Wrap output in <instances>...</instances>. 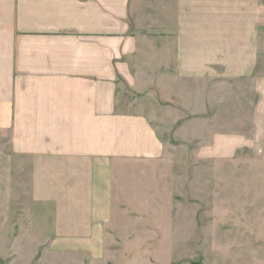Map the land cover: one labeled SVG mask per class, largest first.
Here are the masks:
<instances>
[{
	"label": "crops",
	"instance_id": "crops-1",
	"mask_svg": "<svg viewBox=\"0 0 264 264\" xmlns=\"http://www.w3.org/2000/svg\"><path fill=\"white\" fill-rule=\"evenodd\" d=\"M238 154L264 164V0H0V264H153L167 222L130 214L168 161Z\"/></svg>",
	"mask_w": 264,
	"mask_h": 264
},
{
	"label": "rangeland",
	"instance_id": "rangeland-1",
	"mask_svg": "<svg viewBox=\"0 0 264 264\" xmlns=\"http://www.w3.org/2000/svg\"><path fill=\"white\" fill-rule=\"evenodd\" d=\"M170 189L155 212L132 216L162 217L149 222L144 255L153 264H264V164L255 160L167 163ZM127 180L139 181L137 176ZM141 204V203H139ZM141 212V213H139ZM150 221V220H148Z\"/></svg>",
	"mask_w": 264,
	"mask_h": 264
}]
</instances>
